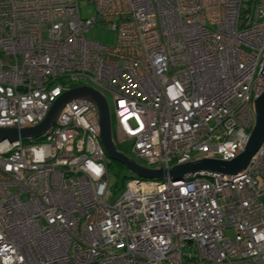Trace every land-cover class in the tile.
<instances>
[{
    "label": "built area",
    "instance_id": "1",
    "mask_svg": "<svg viewBox=\"0 0 264 264\" xmlns=\"http://www.w3.org/2000/svg\"><path fill=\"white\" fill-rule=\"evenodd\" d=\"M81 1L0 0V127H35L87 86L111 98L113 142L145 167L245 149L264 0H84L92 17ZM98 23L114 47L87 38ZM111 162L89 97L39 137L0 140V264H264V143L240 173H135L113 201Z\"/></svg>",
    "mask_w": 264,
    "mask_h": 264
},
{
    "label": "water",
    "instance_id": "2",
    "mask_svg": "<svg viewBox=\"0 0 264 264\" xmlns=\"http://www.w3.org/2000/svg\"><path fill=\"white\" fill-rule=\"evenodd\" d=\"M75 97H89L93 99L100 114V139L111 160H116L132 169L142 178H163L167 174L175 180L181 179L184 175L201 170H210L225 174H237L244 171L252 157L264 143V93L255 101L256 122L252 130L250 140L245 149L232 160L203 158L192 162L173 166L170 170L152 169L145 167L134 159L128 157L118 150L112 139V125L109 113L108 102L103 95L94 89L83 86L76 87L61 95L54 103L46 118L37 126L30 128H7L0 127V140H17L19 137L36 138L46 132L54 123L61 107L70 99Z\"/></svg>",
    "mask_w": 264,
    "mask_h": 264
},
{
    "label": "rangeland",
    "instance_id": "3",
    "mask_svg": "<svg viewBox=\"0 0 264 264\" xmlns=\"http://www.w3.org/2000/svg\"><path fill=\"white\" fill-rule=\"evenodd\" d=\"M80 10L83 17H92L94 15V7L91 4H88L86 1H81ZM48 31L46 29L43 30V38H48ZM88 39L98 41L103 43L109 47H114L116 45L117 34L110 27H106L104 23L96 24L89 32L86 34ZM109 102V110L113 111V106L111 102V98L108 96ZM112 124L114 126L113 118ZM125 152V147H121ZM111 164L109 166V182H110V190L114 193L112 197V201L117 198L122 192L125 181L130 180V178L135 177V172L122 164L119 161L111 160ZM228 236H233L232 231L227 232Z\"/></svg>",
    "mask_w": 264,
    "mask_h": 264
}]
</instances>
